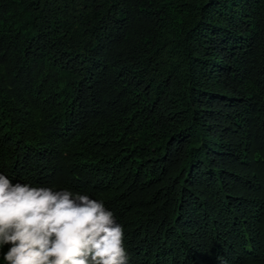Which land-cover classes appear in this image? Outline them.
Here are the masks:
<instances>
[{"label": "trees", "instance_id": "1", "mask_svg": "<svg viewBox=\"0 0 264 264\" xmlns=\"http://www.w3.org/2000/svg\"><path fill=\"white\" fill-rule=\"evenodd\" d=\"M0 173L128 264H264V0H0Z\"/></svg>", "mask_w": 264, "mask_h": 264}, {"label": "clouds", "instance_id": "2", "mask_svg": "<svg viewBox=\"0 0 264 264\" xmlns=\"http://www.w3.org/2000/svg\"><path fill=\"white\" fill-rule=\"evenodd\" d=\"M124 238L102 200L0 173L3 264H128Z\"/></svg>", "mask_w": 264, "mask_h": 264}]
</instances>
